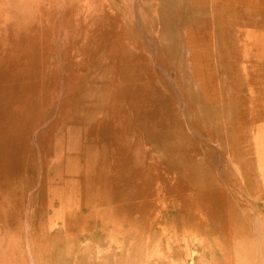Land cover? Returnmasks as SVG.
Listing matches in <instances>:
<instances>
[{
  "label": "rangeland",
  "instance_id": "1",
  "mask_svg": "<svg viewBox=\"0 0 264 264\" xmlns=\"http://www.w3.org/2000/svg\"><path fill=\"white\" fill-rule=\"evenodd\" d=\"M60 1L0 0V264H264V0Z\"/></svg>",
  "mask_w": 264,
  "mask_h": 264
},
{
  "label": "crops",
  "instance_id": "2",
  "mask_svg": "<svg viewBox=\"0 0 264 264\" xmlns=\"http://www.w3.org/2000/svg\"><path fill=\"white\" fill-rule=\"evenodd\" d=\"M192 3H193V4H192V7L210 8V9H215V8H216V5L213 4V0H209L208 2L205 1V0H198V1L193 0ZM196 3H198V4H196ZM187 40H191V41H193L194 43L196 42V39H195L194 36H192V37H188ZM243 45H245V49H247V47H248V42L245 43V44H243ZM260 53H261V54H260ZM260 53H257V56L260 54L259 57H264V56H262V55H264V54H262V52H260ZM206 54H207V53H206ZM255 62H256V64H255L256 66H255V68L253 67L252 69H250V72H251V74H252L251 77L254 79L255 84H256V86H257L258 84H262V83H264V74H262V67L260 68V65L262 64V61L259 62L258 59H256ZM250 64H251V63H250ZM228 71L232 72L233 70H232V68H230ZM243 71H244V70H243ZM211 79L215 82L214 78H211ZM214 88H215V87H214ZM212 89H213V88H212ZM255 92H256V91H255ZM262 94H264V93H262ZM216 95H217V92H214V91H213L211 98H212V99H213V98H216V97H215ZM251 96H252V93H251Z\"/></svg>",
  "mask_w": 264,
  "mask_h": 264
},
{
  "label": "bare ground",
  "instance_id": "3",
  "mask_svg": "<svg viewBox=\"0 0 264 264\" xmlns=\"http://www.w3.org/2000/svg\"><path fill=\"white\" fill-rule=\"evenodd\" d=\"M62 1V3H63V0H61ZM60 1V2H61ZM58 7H61V6H58ZM135 12V11H134ZM139 25V24H138ZM141 25V24H140ZM141 28V27H140ZM60 32V31H59ZM58 34H60V33H58ZM60 37V36H59ZM152 40V39H151ZM261 40V39H260ZM151 42V44H152V41H150ZM58 46V45H57ZM59 47V46H58ZM262 49V48H261ZM262 52H264V50H262ZM261 54V53H260ZM259 54V55H260ZM195 77V76H194ZM195 80V79H194ZM197 81H198V79H197ZM202 98V97H201ZM200 100V99H199ZM58 101V100H57ZM198 102V101H197ZM201 102L199 101V103H198V105L197 106H199V108H200V105H201V107H202V104H200ZM200 104V105H199ZM183 106V105H182ZM196 106V110H198V107ZM204 106V105H203ZM203 108H205V107H203ZM203 108H200V109H203ZM198 112V111H197ZM200 112H202V111H200ZM203 114H204V112H202ZM207 113H210V111L209 112H207ZM204 116H206V114L204 115ZM203 118V117H202ZM201 118V119H202ZM185 119V118H184ZM207 119V118H206ZM205 119V120H206ZM203 121H204V118L202 119ZM208 120V119H207ZM209 121H211V120H209ZM187 123V122H186ZM188 125V124H187ZM202 139H204V138H202ZM200 140V139H199ZM257 143H259L258 141H257ZM262 143V140H261V142H260V144ZM260 146H262V147H264V145H260ZM262 150H264V149H262ZM218 162H219V160H218ZM221 163V162H220ZM219 169H220V167H219ZM222 169V168H221ZM232 170V169H231ZM243 194V193H242ZM244 195V194H243ZM245 196V195H244ZM238 203V202H237ZM251 203V202H250ZM253 206V205H252ZM258 218V217H257ZM255 221V220H254ZM256 227V226H255ZM260 235V234H259ZM259 237V236H258ZM256 238V237H255ZM257 241V240H256ZM259 241H260V239H259ZM258 242V241H257ZM44 249H46V248H44ZM29 251V250H28ZM151 251V250H150ZM261 253V252H260ZM42 254V253H41ZM40 254V255H41ZM39 255V254H38ZM43 255V254H42ZM260 255V254H259ZM45 256V255H44ZM41 258H42V256H41Z\"/></svg>",
  "mask_w": 264,
  "mask_h": 264
}]
</instances>
